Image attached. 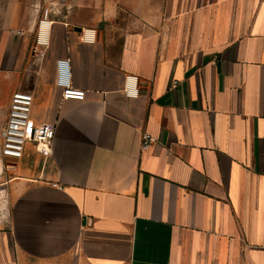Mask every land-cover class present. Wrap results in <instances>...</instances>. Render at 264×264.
Wrapping results in <instances>:
<instances>
[{"label": "crops", "instance_id": "obj_1", "mask_svg": "<svg viewBox=\"0 0 264 264\" xmlns=\"http://www.w3.org/2000/svg\"><path fill=\"white\" fill-rule=\"evenodd\" d=\"M18 88L53 149L10 166L0 264H264V0H0Z\"/></svg>", "mask_w": 264, "mask_h": 264}, {"label": "built area", "instance_id": "obj_2", "mask_svg": "<svg viewBox=\"0 0 264 264\" xmlns=\"http://www.w3.org/2000/svg\"><path fill=\"white\" fill-rule=\"evenodd\" d=\"M40 25H47V9L43 10ZM54 82L60 88L62 99L84 98V90L74 87L70 77L69 60L57 59L55 63ZM124 92L128 97L138 94L132 78H127ZM32 94L24 89H16L11 93L1 129L0 155L16 161L22 157L24 147L31 143L34 150L43 155L52 153L54 128L46 123H34L30 118ZM156 141V137L148 132L140 133V149L145 150Z\"/></svg>", "mask_w": 264, "mask_h": 264}, {"label": "rangeland", "instance_id": "obj_3", "mask_svg": "<svg viewBox=\"0 0 264 264\" xmlns=\"http://www.w3.org/2000/svg\"><path fill=\"white\" fill-rule=\"evenodd\" d=\"M6 105L0 108V142L1 129L5 120ZM14 162L0 155V233H7L9 229L11 196L9 193V180L13 176Z\"/></svg>", "mask_w": 264, "mask_h": 264}, {"label": "water", "instance_id": "obj_4", "mask_svg": "<svg viewBox=\"0 0 264 264\" xmlns=\"http://www.w3.org/2000/svg\"><path fill=\"white\" fill-rule=\"evenodd\" d=\"M75 30L80 31V27H75Z\"/></svg>", "mask_w": 264, "mask_h": 264}, {"label": "bare ground", "instance_id": "obj_5", "mask_svg": "<svg viewBox=\"0 0 264 264\" xmlns=\"http://www.w3.org/2000/svg\"><path fill=\"white\" fill-rule=\"evenodd\" d=\"M43 29L45 30V25H43Z\"/></svg>", "mask_w": 264, "mask_h": 264}]
</instances>
